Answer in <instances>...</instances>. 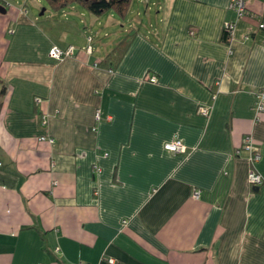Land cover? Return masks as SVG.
Here are the masks:
<instances>
[{
	"label": "crops",
	"instance_id": "1",
	"mask_svg": "<svg viewBox=\"0 0 264 264\" xmlns=\"http://www.w3.org/2000/svg\"><path fill=\"white\" fill-rule=\"evenodd\" d=\"M229 2L0 0V264H264V2Z\"/></svg>",
	"mask_w": 264,
	"mask_h": 264
},
{
	"label": "built area",
	"instance_id": "2",
	"mask_svg": "<svg viewBox=\"0 0 264 264\" xmlns=\"http://www.w3.org/2000/svg\"><path fill=\"white\" fill-rule=\"evenodd\" d=\"M247 1L248 0H230L229 7L234 10L237 13V17L241 18L247 9ZM264 2V0H263ZM236 24L235 22H227L224 25V31L228 34V40L231 38V36L234 33ZM259 28L264 30V10L262 12V19L259 22ZM230 52H233L232 49H230ZM74 53V46L70 45L67 48L63 49L57 45H54L50 51L49 54L51 57H54L56 59H63L66 56H70ZM152 82L156 81L155 77H152L150 79ZM255 109L257 113H261L264 110V85L263 87L256 93V103H255ZM199 112L203 115H209L211 112V106L209 105H200L199 106ZM97 117H99V110L97 111ZM45 122V120H44ZM41 140H48L49 142H53L54 139L52 137L48 136H41ZM165 149L174 152V153H183L186 151L185 144L180 140H174L169 141L164 144ZM242 148L245 149L249 153V162H250V170L248 172V181L251 185H260L264 182V178L261 175V173L258 171L256 167V163L261 158V153L257 150L255 147L254 137L252 134H245L243 137V143ZM199 190H196L194 192L195 196H198ZM58 249V248H57ZM108 262L113 264L114 258H109ZM43 264V263H38ZM78 264H83L82 262Z\"/></svg>",
	"mask_w": 264,
	"mask_h": 264
},
{
	"label": "trees",
	"instance_id": "3",
	"mask_svg": "<svg viewBox=\"0 0 264 264\" xmlns=\"http://www.w3.org/2000/svg\"><path fill=\"white\" fill-rule=\"evenodd\" d=\"M49 3L56 9L60 10L68 5L78 3L85 6L91 13L100 15L108 10H116L121 15H125L131 4V0H48ZM225 40H228L227 32ZM111 54V53H110Z\"/></svg>",
	"mask_w": 264,
	"mask_h": 264
},
{
	"label": "rangeland",
	"instance_id": "4",
	"mask_svg": "<svg viewBox=\"0 0 264 264\" xmlns=\"http://www.w3.org/2000/svg\"><path fill=\"white\" fill-rule=\"evenodd\" d=\"M8 4L24 6L32 17H38L44 24H52L55 8L48 0H6Z\"/></svg>",
	"mask_w": 264,
	"mask_h": 264
},
{
	"label": "water",
	"instance_id": "5",
	"mask_svg": "<svg viewBox=\"0 0 264 264\" xmlns=\"http://www.w3.org/2000/svg\"><path fill=\"white\" fill-rule=\"evenodd\" d=\"M6 11V8L4 6H0V12H5Z\"/></svg>",
	"mask_w": 264,
	"mask_h": 264
}]
</instances>
